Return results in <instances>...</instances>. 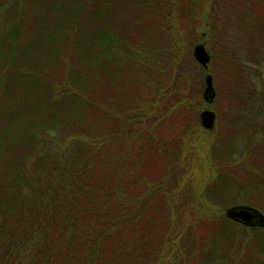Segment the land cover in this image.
Instances as JSON below:
<instances>
[{
	"label": "rangeland",
	"instance_id": "374dc122",
	"mask_svg": "<svg viewBox=\"0 0 264 264\" xmlns=\"http://www.w3.org/2000/svg\"><path fill=\"white\" fill-rule=\"evenodd\" d=\"M170 1L147 0L155 5L132 11L126 23L129 4L113 5L103 20L90 23L92 30L103 27L111 36L106 58L87 71L70 50L62 52L46 72L49 86L38 89L52 92L54 86V93L73 98L76 105L59 109L52 96V106L45 108L64 117L65 136L85 135L102 147L95 154L80 152L91 161L82 168L92 191L86 195L117 190V198L142 206L137 222L122 232L132 233L120 240L128 248L127 264H264V234L226 218L238 206L264 215V0H232L231 5L196 0L197 6L191 0ZM4 2L0 36L12 22ZM32 11L28 22L23 20L19 45L37 30ZM198 45L210 57L206 69L193 57ZM81 71L87 79L76 86L80 81L73 77ZM206 76L216 94L211 105L203 100ZM0 93L1 109L6 93ZM204 111L215 115L211 131L201 127ZM27 114L30 128L35 113ZM5 150L9 153V142ZM47 169L54 182L68 175L53 160ZM132 201L122 207H131V218L139 217ZM99 224L88 213L77 238Z\"/></svg>",
	"mask_w": 264,
	"mask_h": 264
},
{
	"label": "trees",
	"instance_id": "16d2710c",
	"mask_svg": "<svg viewBox=\"0 0 264 264\" xmlns=\"http://www.w3.org/2000/svg\"><path fill=\"white\" fill-rule=\"evenodd\" d=\"M4 1L0 0V6ZM15 1L8 0L6 6H9L4 9L12 22L0 36V92L6 93L0 109V264H127L128 248H124L120 240L124 236L131 238L132 233L122 232L137 222L142 206L135 200L126 202L120 194L117 198V190L111 193L97 190V196L92 198L86 195L92 191H88L82 168L86 169L91 161L80 152L86 149L95 154L102 147L93 140L87 141L85 135L65 136L64 117L45 105L52 106V96L59 109L64 104L76 105V101L70 98L73 104L63 91L54 93V86H51L52 92L39 91L38 86H49L45 82L46 72L53 68L62 52L70 50L83 60L87 71L106 58L104 52L110 49L111 36L103 27L92 30L90 23L103 20L113 5L129 4L126 6L130 10L127 9L123 17L126 23L132 11L136 13L137 9L150 8L155 3L151 5L147 0ZM173 1L180 2L171 0L170 3ZM191 1L197 6L196 0ZM231 2L227 0L226 4L231 5ZM31 7L36 9L32 15L38 27L29 41L19 45ZM165 16V20L170 21L169 14ZM16 64L20 66L15 67ZM85 76L82 71L75 74L73 78L80 81L76 86H82ZM15 95L17 97L13 98ZM32 112L35 117L29 128L30 114L27 113ZM42 112L46 113L39 117ZM46 116L48 118L43 119ZM129 117L126 113L125 122L130 123ZM71 120L74 119L66 121ZM56 136L61 142L52 140L51 137ZM6 142H9V153L5 150ZM51 160L57 169H64L68 174L61 182H54V174L47 169ZM107 194L114 199L107 200ZM131 201L132 206H136L134 209L138 208L139 217L131 218L128 215L131 207H122ZM88 213L100 224L78 239L76 230Z\"/></svg>",
	"mask_w": 264,
	"mask_h": 264
},
{
	"label": "water",
	"instance_id": "95a60500",
	"mask_svg": "<svg viewBox=\"0 0 264 264\" xmlns=\"http://www.w3.org/2000/svg\"><path fill=\"white\" fill-rule=\"evenodd\" d=\"M193 57L195 61L203 68H207L210 62V57L202 45H198L193 50ZM215 91L211 76L205 79V89L203 92V100L206 104L211 105L215 99ZM215 115L211 111H204L200 115V123L204 130H213ZM228 219L240 222L246 226H259L264 228V216L258 211L245 207L233 208L226 213ZM257 220L256 223H253Z\"/></svg>",
	"mask_w": 264,
	"mask_h": 264
},
{
	"label": "flooded vegetation",
	"instance_id": "af4514ba",
	"mask_svg": "<svg viewBox=\"0 0 264 264\" xmlns=\"http://www.w3.org/2000/svg\"><path fill=\"white\" fill-rule=\"evenodd\" d=\"M256 222H257V220H254V221H253V223H256ZM251 228L254 229V230H259V231H261V229H259L258 227H254V228L251 227ZM248 229H249V228H248ZM248 229H244V230H248Z\"/></svg>",
	"mask_w": 264,
	"mask_h": 264
}]
</instances>
